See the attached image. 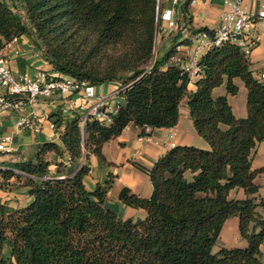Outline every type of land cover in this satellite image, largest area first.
Masks as SVG:
<instances>
[{"label":"trees","instance_id":"1","mask_svg":"<svg viewBox=\"0 0 264 264\" xmlns=\"http://www.w3.org/2000/svg\"><path fill=\"white\" fill-rule=\"evenodd\" d=\"M182 1L187 17L192 0ZM160 13L161 0H0V49L29 36L52 78L120 83L124 99L110 124L91 119L82 127L78 117L53 114L63 128L58 142L39 146L34 160L0 166V189L23 187L31 197L19 208L0 200V264H264V199L256 197L264 167L252 165L264 143V80L232 42L201 58L197 80L170 62L176 49L155 59ZM234 79L247 89L245 118L234 115L227 96L213 95L226 83L236 96ZM184 100L208 148L177 145L150 169L133 163L153 192L145 198L123 188L118 200L147 215L122 219L107 206L111 180L86 188L90 157L105 163L104 146L130 125L142 137L176 127ZM236 189L244 200L230 198ZM234 217L247 246L214 252Z\"/></svg>","mask_w":264,"mask_h":264},{"label":"crops","instance_id":"2","mask_svg":"<svg viewBox=\"0 0 264 264\" xmlns=\"http://www.w3.org/2000/svg\"><path fill=\"white\" fill-rule=\"evenodd\" d=\"M232 1L192 0L188 8L187 17H185L183 11L184 1L161 0L162 13L169 10L172 11L179 28L176 31L167 30L165 21L160 25L156 38V46H158L156 59L162 60L172 49H176L175 54L184 61L189 62L195 50L194 35L205 29L209 31L215 30L219 26L221 15L229 8ZM244 4L252 14H259L262 11L260 3L256 0H244ZM249 32L260 37L259 45L252 50L249 56L254 76L259 78L264 73V26L260 22L256 23ZM173 44L174 46L169 50V46ZM5 55L15 75L28 74L32 76L39 71L53 73L52 67L44 61L41 51L34 46L29 36L19 38L18 42L12 44L10 48H6ZM234 84L238 86L239 91L243 89L246 108H243V104H240L236 110H233V113L237 118H245L247 116V89L239 79H234ZM120 87V83H109L107 86H96L95 90L99 95H107L115 92ZM191 88L195 89V86L192 85ZM0 91L3 92V90ZM213 95L214 97L227 96L228 102L233 109L231 97L235 96L228 95L226 83L216 88L213 91ZM184 101L180 108L181 115L176 127L147 130L148 135L142 137L140 136V131L134 130L132 125H130L119 138L104 146L105 163L99 162L95 156L90 157L91 171L85 178L87 189L94 191L98 185L105 184L111 177L114 178L113 186L118 184L120 188L113 195L112 187L108 194L107 206L118 213L122 219L135 220L134 218H137L139 220L144 219L147 215L145 210L127 207L118 200V195L123 188L128 187L133 193L145 198H149L153 192V186L148 175L138 171L132 162L142 163V165L150 169L161 156L177 145H189L202 149L208 148L206 141L200 138L197 133L195 134L196 131L191 120L190 111ZM84 108L82 96L80 94H71L55 96L51 99L41 98L33 105H17L5 112L1 117L0 138L2 136H10L13 138V142L11 144L12 147H10L11 153L6 154L7 156L0 161V166L4 162L18 161L17 159L24 161L34 160L39 146L46 142H58L63 132V128L57 130L50 128V116L59 114L66 119L81 118L85 113ZM30 114L36 126L39 127L37 132L29 128H17L21 118ZM24 135L29 136V141L23 138ZM94 158L97 159V162L94 161L95 165H93ZM252 165L253 169L264 167V143L258 144L254 150ZM256 183L261 187L260 192L256 195L259 202V199H264V175H260L256 179ZM25 193H27V200L21 207L27 206L31 201L28 192L22 191V194ZM16 196L15 193H5L0 189V200L2 202L12 205L10 201ZM230 198L244 200L246 195L243 190L236 189L231 191ZM258 211L264 214L262 208H258ZM246 246L247 242L240 235L239 219L234 217L227 220L224 224L214 252L219 251L221 248H245ZM262 251L264 252V245L262 246Z\"/></svg>","mask_w":264,"mask_h":264},{"label":"built area","instance_id":"3","mask_svg":"<svg viewBox=\"0 0 264 264\" xmlns=\"http://www.w3.org/2000/svg\"><path fill=\"white\" fill-rule=\"evenodd\" d=\"M223 1L229 2L230 0ZM256 1L260 3L262 9L259 14L250 13L244 4V0H233L229 8L221 15L219 26L215 30H201L194 35L195 50L189 62L184 61L177 54L170 57V62L178 65L180 70L192 80H196L201 74L199 65L201 58L228 42L238 44L243 48L246 55L250 56L252 50L259 45L260 37L250 33L249 30L259 22L264 26V0ZM158 5H160V0H158ZM159 15L160 21L167 23V30H178L179 26L172 11L169 10ZM16 42H18V38L0 49V90H3V92L0 91V128L3 114L17 105H33L41 98L51 99L55 96L71 94L82 96L85 107V113L80 118L82 127L91 119L110 124L114 116L118 114L122 107L121 102L118 101L121 87L111 94L99 95L96 93L95 87L88 82H80L64 76L54 79L46 71H39L32 76L28 74L15 75L8 64L5 50ZM261 78L264 80V73L261 74ZM49 126L52 130H57L55 124L50 120ZM17 128L39 131V127L34 123L31 114L23 116ZM12 142V137L2 136L0 138V152L11 153Z\"/></svg>","mask_w":264,"mask_h":264},{"label":"rangeland","instance_id":"4","mask_svg":"<svg viewBox=\"0 0 264 264\" xmlns=\"http://www.w3.org/2000/svg\"><path fill=\"white\" fill-rule=\"evenodd\" d=\"M161 12V11H160ZM22 17H23V14L21 15ZM162 23H163V21L161 20L160 21V15H159V25H162ZM157 35H158V33H157ZM159 44V43H158ZM195 44V43H194ZM162 45V44H161ZM174 46V44L173 45H171V46H169L170 48H169V50L172 48ZM157 50H158V46H156L155 45V51H154V58L156 59V54H157ZM107 84L108 83H104V84H102L101 86H107ZM114 84H117V83H114ZM245 88V87H244ZM96 91V90H95ZM118 101L119 102H121L122 104L124 103V99L123 98H121V97H119L118 98ZM187 100H185L184 102L185 103H187L186 102ZM231 103H232V106H233V109L232 110H236L237 109V107H238V105H240V104H243V108H246V100H245V95H244V92H243V89L241 90V91H239L238 92V94L235 96V97H231ZM132 128H134V130H139L137 127H135V126H133L132 125ZM140 131V130H139ZM195 132V131H194ZM195 134H196V132H195ZM23 138L24 139H26V141H29V136L28 135H24L23 136ZM1 153V152H0ZM2 153H4V152H2ZM5 156H7V155H3V154H0V161L3 159V158H5ZM94 161L95 162H97V159L96 158H94L93 159V165H95L94 164ZM134 162H132V164H133ZM136 164H138V165H140V166H143V167H145L144 165H142V163H137V162H135ZM146 168V167H145ZM138 171H140V170H138ZM141 172V171H140ZM143 173V172H142ZM110 180L112 181V182H114L115 180H114V178H110ZM87 188V187H86ZM120 188V185H118V184H114V186H113V190H112V194L114 195L116 192H117V190ZM7 191H10V193H12V194H16L17 196L16 197H14L13 199H11V204H12V206H15V207H17V208H19V207H21L22 205H24L25 203H26V200H27V193H25V194H22V191L23 192H28V190L27 189H24L23 187H17V188H15V186L14 185H11V186H9V188H8V190ZM19 191H20V193H19ZM90 191V190H89ZM4 192V191H3ZM5 193H8V192H5ZM135 220L134 221H137L138 219L137 218H134ZM6 251H8V248L6 247Z\"/></svg>","mask_w":264,"mask_h":264},{"label":"water","instance_id":"5","mask_svg":"<svg viewBox=\"0 0 264 264\" xmlns=\"http://www.w3.org/2000/svg\"><path fill=\"white\" fill-rule=\"evenodd\" d=\"M158 10H159V8H158Z\"/></svg>","mask_w":264,"mask_h":264}]
</instances>
